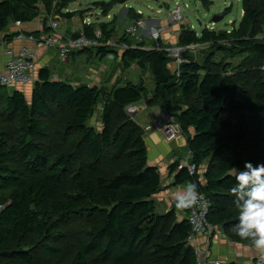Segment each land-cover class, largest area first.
<instances>
[{
    "label": "trees",
    "instance_id": "obj_1",
    "mask_svg": "<svg viewBox=\"0 0 264 264\" xmlns=\"http://www.w3.org/2000/svg\"><path fill=\"white\" fill-rule=\"evenodd\" d=\"M81 1L0 0V34L11 22L34 21L41 10L72 19L75 13L64 12ZM128 1L96 0L94 6L107 16ZM241 2L242 21L230 32L180 31V47L209 48L202 62L183 52L179 74L169 69L173 58L157 47L131 49L120 57L124 69L133 63L151 69L156 88L147 104L161 107L187 136L198 174L190 177L175 164V183H196L210 200L209 222L232 242L254 247L237 234L232 189L235 168L264 162V0ZM127 17L137 22L143 16L130 9ZM114 26L115 20L84 26L73 38L95 39L102 29V42L111 44ZM118 42L132 46L135 39L124 32ZM144 45L143 39L139 46ZM109 49L119 56L110 46L79 52L97 51L104 58ZM217 53L246 58L235 67L216 62ZM146 95L143 82L111 92L74 88L52 82L47 69L40 71L30 100L0 85V264H197L196 249L188 243L187 208L182 221L176 210L156 212L153 197L162 178L148 164L144 130L126 111ZM96 116L101 128L91 124ZM205 165L203 186L199 170Z\"/></svg>",
    "mask_w": 264,
    "mask_h": 264
},
{
    "label": "crops",
    "instance_id": "obj_2",
    "mask_svg": "<svg viewBox=\"0 0 264 264\" xmlns=\"http://www.w3.org/2000/svg\"><path fill=\"white\" fill-rule=\"evenodd\" d=\"M96 2V0H95ZM93 2V4L95 3ZM79 6L78 9H67L64 13H75L76 16L72 19L62 18L55 13L52 16H47L43 10L39 16L30 23H24L20 26V31L24 35L36 34L38 40L52 38L56 40L58 46L51 49H39L36 44L27 40L20 41L17 38L18 29L13 26L7 29L6 32L0 34V69H3L10 60L9 52L14 54V57L24 47L36 50L37 66L35 71V82L38 81L39 73L42 69H47L52 75V82H67L74 88L87 86L90 88L98 87L107 91H112L115 88H123L128 84L137 85L141 82L144 83L147 89L146 98H143L141 102L135 104L140 112L136 118V122L139 126L147 125L153 119L158 117L164 110L159 106H149L148 100L153 97L156 80L151 69L143 70L136 63H133L131 73L137 76V80H129L126 69L122 65L121 53L114 59L109 57L112 49H109L110 54L106 57H98L97 51L93 52H79L72 53L67 63H62L60 59L61 47L65 46L70 39H72L77 33L81 32L84 26H92L95 23L88 18V13H83L86 10L80 8L83 7L81 2L76 3ZM81 12L83 14H81ZM105 15V14H104ZM110 15H107V17ZM40 18V21H38ZM128 18V17H127ZM126 18V20H127ZM99 20V17L97 18ZM58 23L56 30L50 28L51 22ZM64 22V26L61 29L60 22ZM66 21V22H65ZM100 24L101 22H96ZM131 23V22H130ZM48 29H51L47 32ZM181 30L171 28L169 31H165L161 34V40L164 44L171 36L172 40L170 44L175 45L177 39H179V33ZM6 36H13L9 39L8 45H3L2 41ZM145 40V48L147 51L152 50L161 45L147 37ZM166 40V41H165ZM152 41V42H151ZM116 44H110V47L114 48ZM87 53V54H86ZM100 59L103 62L105 59L108 63H114V66L110 67L107 64L98 63ZM105 62V61H104ZM169 69L174 73L175 67L173 63L169 65ZM27 86L16 85L11 88V91L24 92L26 97L30 100L34 84ZM137 120H141L140 123ZM191 134L194 135L195 131L192 130ZM145 142L148 148V164L152 167H156L162 178L161 191L153 197L156 202V212L160 215L176 210V214L179 221L187 218L186 209H178L175 207L173 197L178 192L184 190L189 184L177 185L175 183V177L171 175L172 166L180 162L185 161L188 150V139L184 133L175 142L169 144L166 142L164 136L159 132H150L145 134ZM186 150V155L181 154V150ZM180 152V153H179ZM208 170V165L203 166L199 170L200 183L206 185L205 174ZM216 235L213 238H206L204 236H197L194 243L191 244L196 250H199L204 254V257L209 260H220L224 264H255L258 259L264 260V251L257 250L255 247L247 245L237 244L232 242L224 233L222 228L216 227Z\"/></svg>",
    "mask_w": 264,
    "mask_h": 264
},
{
    "label": "built area",
    "instance_id": "obj_3",
    "mask_svg": "<svg viewBox=\"0 0 264 264\" xmlns=\"http://www.w3.org/2000/svg\"><path fill=\"white\" fill-rule=\"evenodd\" d=\"M174 6H172L168 10V19L172 23H181L184 21V13L181 10V4L179 1L175 0ZM102 12V11H101ZM138 14H141L139 12ZM143 16V14H141ZM109 18V16H108ZM58 27V23L55 21L51 22L50 28L52 30H56ZM146 28V22L144 18L140 19L137 22L132 21L131 26L126 31L127 37L135 39V42L132 46L128 45V43H123L116 45L115 48L119 53H123L125 51L131 49H140L146 50V48H142L139 46L143 42V36L140 32ZM26 36V35H25ZM28 37H24L23 35L19 36V39H26L29 42H33L36 44V47L39 49H49L58 46L56 40L52 38H47L43 40H38L32 35H27ZM151 40L155 42L159 41L158 36L151 37ZM103 34L102 32L95 33V39H88L86 36L81 35L79 38H72L69 42L61 47L60 51V59L62 63H67L70 59L71 55L75 51H83L89 48H100V47H108L110 44H105L102 42ZM7 43V42H4ZM198 46H189V47H181V48H162L161 46L157 47V49L161 51L167 52L170 57L173 58V65L175 67L174 73H180V65L184 62L182 60L181 54L186 51H191L196 54V49L198 51ZM195 49V50H194ZM10 60L6 64L3 69H0V85L11 88L16 85L27 86L31 85L35 82V71L37 66V56L36 50L30 48H24L19 55L14 57L12 52H9ZM109 57L114 59V55L110 54ZM126 111L129 116H131L135 121L139 115V108L134 104L130 105L126 108ZM144 130L145 134L150 132H159L161 133L166 142L171 144L178 140L180 136L184 134V131L180 124L176 122V120L169 116L166 111H163L158 117L153 119L147 125L141 126ZM193 154L191 151L188 152L185 161L180 162L178 165V170H186L190 177H195L198 174L197 165L192 163ZM211 203L210 200L202 193V198L193 206L187 208L189 211V222L192 226V232L188 238V243H194L197 236H204L206 238H213V235L216 233L217 228L214 227L208 220V215L210 212ZM197 255V264H224L220 260H209L204 257V254L199 250H196ZM255 264H264L263 259H258Z\"/></svg>",
    "mask_w": 264,
    "mask_h": 264
},
{
    "label": "rangeland",
    "instance_id": "obj_4",
    "mask_svg": "<svg viewBox=\"0 0 264 264\" xmlns=\"http://www.w3.org/2000/svg\"><path fill=\"white\" fill-rule=\"evenodd\" d=\"M100 1H109V0H100ZM181 4V10L184 13V21L179 24L172 23L168 19V10L174 6L175 0H129L126 4L120 3L116 5L113 10L110 12L109 18L101 12V10L94 6L93 2L95 0H83L81 3L83 4V7L80 8L82 10H86L83 13H88V18L97 24L96 22L106 23L110 24L115 20L116 26L112 27L115 30V35H112V44L119 45V38L124 35V32L128 30V28L131 26L130 21H127V14L130 11V9H134L136 13L141 12L143 14V17L146 22V28L140 32L143 36V38L147 39V37L150 39L151 37H157L159 38L158 43H160L162 46L164 45L161 40V34L165 32L166 30L169 31L171 28H176L178 30H183L184 28L187 31L193 30L198 35H201L202 31L204 29H209L211 31H231L234 26L238 27V25L241 23L243 18V7L241 0H207L209 3L208 5L204 4V0H177ZM71 9H78L79 6L76 4H72L70 6ZM129 9V10H128ZM228 10V11H227ZM99 17V20L97 19ZM215 17H222V20L218 23H214L213 19ZM127 18V20H126ZM38 21H40V18H38ZM66 22V21H65ZM13 23V26L15 25V28L18 29L17 32V38L20 41L26 40V39H19V36L23 35L25 36L22 31H20V26L22 23L20 22H11L9 27H11ZM64 26V22H60L61 29ZM8 27V28H9ZM110 29V30H113ZM102 29H98L97 32H102ZM112 34V32H111ZM180 34V33H179ZM173 37V36H172ZM172 37L170 36L168 38V41L165 43L166 48H181L180 45H178V39L176 41V44H170ZM13 38L12 36L9 38V36L4 37L2 44L8 45L9 39ZM179 38V37H178ZM28 41V40H27ZM154 41V40H153ZM7 42V43H4ZM152 42V41H151ZM195 47V46H194ZM28 48V47H24ZM17 54L19 55L22 50ZM198 51L196 49V54L194 52H190L191 55L194 56V58L202 62L205 59V56L207 54V49L209 48V45H198ZM195 50V49H194ZM11 52V51H10ZM206 52V53H205ZM87 54V53H86ZM246 58V55L244 56H237L236 58H226V56L223 53H217L215 55L214 60L216 62H220L222 60H225L226 62H229L227 64H233V66L237 67L242 62H244ZM101 62L100 59L97 60V62L107 64L108 66L112 67L114 66V63H108L105 59ZM128 72L127 75L129 77V80L136 81L137 76L134 75V73H131V70L126 69ZM12 88V87H11ZM11 88H6V92L9 94L12 92ZM13 93V92H12ZM101 107L98 108V112L96 115H100ZM94 117L91 121V124L97 123L98 127L101 128V125L98 123V119ZM97 120V121H96ZM139 123L141 120H137ZM181 154L184 153L183 157L186 155V150H181ZM179 152V153H180Z\"/></svg>",
    "mask_w": 264,
    "mask_h": 264
},
{
    "label": "clouds",
    "instance_id": "obj_5",
    "mask_svg": "<svg viewBox=\"0 0 264 264\" xmlns=\"http://www.w3.org/2000/svg\"><path fill=\"white\" fill-rule=\"evenodd\" d=\"M158 43V42H157ZM236 186L232 193L239 209L238 236L264 251V162H245L243 169L235 168ZM202 198L196 183H189L174 195L175 207L186 209Z\"/></svg>",
    "mask_w": 264,
    "mask_h": 264
},
{
    "label": "water",
    "instance_id": "obj_6",
    "mask_svg": "<svg viewBox=\"0 0 264 264\" xmlns=\"http://www.w3.org/2000/svg\"><path fill=\"white\" fill-rule=\"evenodd\" d=\"M222 20V17H215L214 19H213V22L214 23H218V22H220Z\"/></svg>",
    "mask_w": 264,
    "mask_h": 264
},
{
    "label": "bare ground",
    "instance_id": "obj_7",
    "mask_svg": "<svg viewBox=\"0 0 264 264\" xmlns=\"http://www.w3.org/2000/svg\"><path fill=\"white\" fill-rule=\"evenodd\" d=\"M49 49H51V48H49Z\"/></svg>",
    "mask_w": 264,
    "mask_h": 264
}]
</instances>
